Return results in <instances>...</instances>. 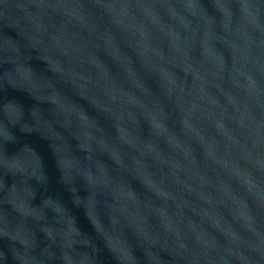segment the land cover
I'll list each match as a JSON object with an SVG mask.
<instances>
[{
  "label": "water",
  "instance_id": "water-1",
  "mask_svg": "<svg viewBox=\"0 0 264 264\" xmlns=\"http://www.w3.org/2000/svg\"><path fill=\"white\" fill-rule=\"evenodd\" d=\"M0 264H264V0H0Z\"/></svg>",
  "mask_w": 264,
  "mask_h": 264
}]
</instances>
